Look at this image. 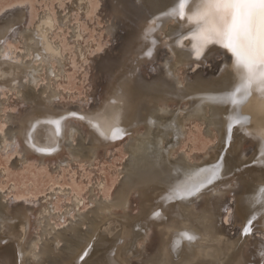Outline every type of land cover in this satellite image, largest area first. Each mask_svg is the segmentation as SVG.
Wrapping results in <instances>:
<instances>
[{"label":"bare ground","instance_id":"obj_1","mask_svg":"<svg viewBox=\"0 0 264 264\" xmlns=\"http://www.w3.org/2000/svg\"><path fill=\"white\" fill-rule=\"evenodd\" d=\"M54 2L1 4L0 112L11 91L27 104L7 115L15 126L0 127L1 144L19 142L26 157L68 146L76 157L93 159L127 136L130 158L111 201L91 188L97 212L88 229L79 230L88 221L76 214V227L57 230L41 246L31 232L36 205L35 226L51 233V197L73 187L58 183L46 195L14 202H4L0 192V264H264V90L254 83L246 91L233 54L221 43H205L201 0H188L174 16L168 13L178 0H103L96 13L106 19L113 46L94 57L95 92L87 95L96 102L75 105L58 98L56 80L71 55L54 30L69 24L73 49L88 54L85 26L74 12H88L94 2ZM194 120L205 124L209 143L194 156L175 157ZM77 134L80 146L67 144ZM81 194L75 192L67 210L80 211ZM63 240L71 244L59 251ZM48 251L58 258L47 259Z\"/></svg>","mask_w":264,"mask_h":264},{"label":"rangeland","instance_id":"obj_2","mask_svg":"<svg viewBox=\"0 0 264 264\" xmlns=\"http://www.w3.org/2000/svg\"><path fill=\"white\" fill-rule=\"evenodd\" d=\"M5 1L7 3L11 0H0V7L1 4L3 5V2L5 4ZM38 1L44 5L47 3L49 4V2H54L55 0ZM57 1L58 0H56L55 2L57 3ZM92 1L94 3H92ZM101 2H103V0H91L92 4L88 7L90 11L80 12L78 10H75L76 12H74L75 18H80V21L82 22V24H84L82 26H85L83 29L85 30V34L83 33L84 36L83 38H81V40L84 42L85 46H87V44L90 45V48L88 50L89 52L85 55L86 57H81L79 54H77V51L74 50L75 48L73 49L75 41L69 39L71 38V31H68L71 30V26L69 24L65 26L61 23L59 24L60 28L59 26L57 27L59 30H57V28H55L54 30V34L62 37L61 39L66 45L67 49L70 51L71 55V58L64 65V71L61 73V76L56 80V85L59 90L58 98L63 101H67L72 105L80 102V100H82L81 102H84L86 100H88L89 103L96 102L93 96L87 95L95 92H91L93 86L96 85V63L94 57H97L98 52L101 48H105L106 52L108 47L113 46L112 35L107 31L106 28V25H108L106 19L104 18L102 13H96L97 7ZM35 5V7L40 10L41 6L39 4ZM67 26L70 29H67ZM120 33H124L123 26H121ZM9 40L12 43L15 42L14 44L17 46L18 42L12 39ZM121 41H117L118 43L115 42V44H120ZM150 71L151 70H149V72ZM41 77L42 79L44 78L45 82L40 81L41 84L39 83L38 86H36L37 90L42 89L46 84V80L48 81L46 75ZM97 81L99 82L100 79H98ZM87 89L89 90L87 91ZM5 94L8 95V100L3 105V111L0 112L3 117H0V127L7 131L15 126L14 123L8 121L9 118L7 117V115H10L15 111L18 112L22 108L24 109L27 104L24 102V100H21V97L23 95L21 93L11 91V94ZM91 97L94 102H92L93 100L91 99ZM68 98L71 99L68 100ZM16 100H19V102ZM0 137H2L1 132ZM79 138L80 134H77L75 139H70L71 141L67 144L72 143L75 146H80ZM121 139H119L120 141H115L114 143L101 148L99 154L93 159L85 158L82 155L76 157V155L68 148V146L63 147L57 152L53 151L47 155L33 152L28 154V157H26L24 153H22L19 142L16 143V141L11 140L7 145L4 146L0 141V192L3 194V196H6L2 199L3 201L5 200L4 202H14V197H17L18 201H22L25 200L24 198L30 197L39 198L44 194H48L50 191V187L57 186L58 183H60L61 185H71L73 187L72 191L64 193L58 191L55 192L54 196L51 197L50 202L52 203V208H54V211H56L53 212L52 215V221L54 223V227L56 228L53 229L51 233L46 232V234L43 235L44 231L42 227L37 228L35 226V219L38 216L40 207V205H36L34 213L32 214L33 226L31 228V232L34 234V236L40 237L39 246H41L45 241L51 239L57 232V230L64 231L72 224L76 227V222L80 218L77 217L76 214H82L80 221H88L82 226L79 225V230L82 227L85 229L86 227L87 229L90 227V224L88 225V223L90 222L88 217H94L95 213L97 212V202L91 200L90 198L91 195H93V193L91 192L92 187L93 189H96V193L99 194V198L98 196H96V198L108 202L113 199L111 197H113V193H115L120 180H122L124 174H126L125 166L130 158V153L127 150L130 139L127 136ZM183 140L181 145L177 146V149L179 148V151L177 149L175 150V157L186 155V153L187 155L194 156V154L200 152L203 145L207 141L209 143L210 140V137L206 132L205 124H203L201 120L188 121L186 134ZM98 184H100V186ZM76 191L78 193L82 192L81 197H84L82 198V202L79 204L82 210L80 209V211H77L76 208L67 210L69 203L74 202L73 198L75 197L74 195ZM137 198L138 193L135 192L132 200L133 210L136 209V206L138 204ZM90 210L93 211L91 212ZM70 212L72 214H68ZM91 214L93 216H91ZM70 234L73 235V232L69 233V236L71 237ZM65 243L66 242H64V240L60 243V246L63 247H59V251H66V248L64 247H68L71 244L70 241L67 242L68 244ZM152 244L154 245V241ZM49 246L50 248H54L53 245L49 244ZM48 255L49 257H46L47 259H50L51 257L56 258L55 253H51L48 251L46 252L45 256ZM41 258H38V261H40Z\"/></svg>","mask_w":264,"mask_h":264},{"label":"snow or ice","instance_id":"obj_3","mask_svg":"<svg viewBox=\"0 0 264 264\" xmlns=\"http://www.w3.org/2000/svg\"><path fill=\"white\" fill-rule=\"evenodd\" d=\"M187 3L188 0H178V9H172L168 15H178ZM200 15L208 26L205 43L223 44L235 58L233 68L237 76L244 73L241 87L247 91L255 83L264 90V0H201ZM243 99L246 96L232 102L240 103ZM180 235L189 241L195 239L188 233Z\"/></svg>","mask_w":264,"mask_h":264}]
</instances>
